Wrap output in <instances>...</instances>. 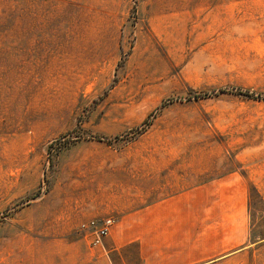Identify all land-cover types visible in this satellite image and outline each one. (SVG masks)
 Instances as JSON below:
<instances>
[{
    "label": "rangeland",
    "instance_id": "obj_1",
    "mask_svg": "<svg viewBox=\"0 0 264 264\" xmlns=\"http://www.w3.org/2000/svg\"><path fill=\"white\" fill-rule=\"evenodd\" d=\"M192 171L212 264H264V0H0V264H93L121 187Z\"/></svg>",
    "mask_w": 264,
    "mask_h": 264
},
{
    "label": "crops",
    "instance_id": "obj_2",
    "mask_svg": "<svg viewBox=\"0 0 264 264\" xmlns=\"http://www.w3.org/2000/svg\"><path fill=\"white\" fill-rule=\"evenodd\" d=\"M191 173L142 175L121 187L109 203L116 225L92 249L93 264H212L227 256V177L197 181Z\"/></svg>",
    "mask_w": 264,
    "mask_h": 264
},
{
    "label": "built area",
    "instance_id": "obj_3",
    "mask_svg": "<svg viewBox=\"0 0 264 264\" xmlns=\"http://www.w3.org/2000/svg\"><path fill=\"white\" fill-rule=\"evenodd\" d=\"M115 224L116 219L113 218L95 219L86 224H82L81 228L89 235L91 247L98 248L102 246L104 239L110 236Z\"/></svg>",
    "mask_w": 264,
    "mask_h": 264
}]
</instances>
